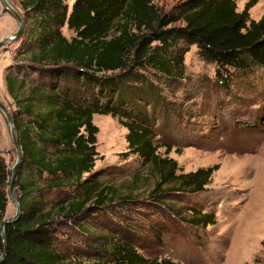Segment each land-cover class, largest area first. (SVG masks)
<instances>
[{
	"label": "trees",
	"instance_id": "16d2710c",
	"mask_svg": "<svg viewBox=\"0 0 264 264\" xmlns=\"http://www.w3.org/2000/svg\"><path fill=\"white\" fill-rule=\"evenodd\" d=\"M237 1L181 0L161 12L152 0H19L30 64H14L4 79L17 107L11 116L22 151L14 180L21 214L5 227L1 264H180L146 258L127 231L115 232L105 260L84 263L68 257L55 235L62 226L87 234L84 221L108 197L109 186L93 172L95 113L116 117L127 130L123 154L157 172L153 201L205 190L218 164L177 173L176 160L157 153L153 122L171 105L165 91L180 84L189 45L216 64L217 76L264 77V13L254 20L249 10L258 0H245L241 10ZM64 26L74 32L70 39ZM29 73L36 77L19 76ZM8 178L0 158V224ZM189 210L187 223L214 224L213 213Z\"/></svg>",
	"mask_w": 264,
	"mask_h": 264
},
{
	"label": "rangeland",
	"instance_id": "374dc122",
	"mask_svg": "<svg viewBox=\"0 0 264 264\" xmlns=\"http://www.w3.org/2000/svg\"><path fill=\"white\" fill-rule=\"evenodd\" d=\"M7 1L24 18L19 0ZM178 1L152 3L165 12ZM244 2L237 1L238 10ZM263 13L264 0L249 10L254 20ZM16 29V19L0 2V40ZM61 32L68 39L74 36L66 26ZM22 38L21 34L0 47V101L10 112L17 107L7 91L5 72L17 63L30 64L31 51ZM183 59L180 84L165 91L171 105L153 122L157 153L175 159L177 173L214 164L218 169L203 191L170 193L160 202L153 201L150 194L158 179L155 169L136 155L123 154L127 130L116 117L93 114L98 127L93 172L100 185L110 190L103 205L94 207L84 221L87 234L75 226H62L56 233L55 244L68 257L84 263L105 260L115 232L127 231L124 237L135 242L138 252L148 259L167 257L180 264H264V77L260 72L239 77L223 71L217 76L216 64L203 60L195 45H189ZM19 76L30 80L36 74ZM164 144L170 148L168 153ZM0 158L10 177L15 152L1 112ZM191 207L213 213L214 224L196 227L187 223ZM13 211L8 199L3 219ZM83 250L89 253L82 254Z\"/></svg>",
	"mask_w": 264,
	"mask_h": 264
},
{
	"label": "water",
	"instance_id": "95a60500",
	"mask_svg": "<svg viewBox=\"0 0 264 264\" xmlns=\"http://www.w3.org/2000/svg\"><path fill=\"white\" fill-rule=\"evenodd\" d=\"M0 2L5 7L6 10L12 13V15L17 21V29L15 30V32L4 37L2 40H0V47H2L5 45V43L16 41L19 38L22 32L24 31L25 24H24V18L9 4L7 0H0ZM0 112L8 127L10 139H11L13 149L15 152V162L12 165V168L10 170V177H9L8 185H7V196L10 202L14 206V211L10 217L3 219L0 224V235H1V240L3 243V250L0 254V264H1L6 255L5 227L6 225L15 222L21 214L20 205L16 197V189L14 186V180H15L16 171L21 164L22 151H21V147L18 142V139H17L11 112L1 101H0Z\"/></svg>",
	"mask_w": 264,
	"mask_h": 264
},
{
	"label": "bare ground",
	"instance_id": "6f19581e",
	"mask_svg": "<svg viewBox=\"0 0 264 264\" xmlns=\"http://www.w3.org/2000/svg\"><path fill=\"white\" fill-rule=\"evenodd\" d=\"M256 7H258V6H256ZM256 7H255V8H256Z\"/></svg>",
	"mask_w": 264,
	"mask_h": 264
}]
</instances>
